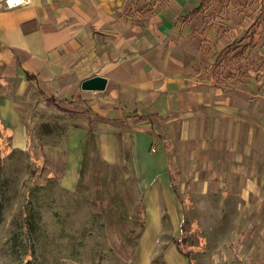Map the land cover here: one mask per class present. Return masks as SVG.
Listing matches in <instances>:
<instances>
[{
	"label": "crops",
	"instance_id": "1",
	"mask_svg": "<svg viewBox=\"0 0 264 264\" xmlns=\"http://www.w3.org/2000/svg\"><path fill=\"white\" fill-rule=\"evenodd\" d=\"M92 76L103 90L81 88ZM0 84L13 148L33 119L10 94L70 102L60 138L43 144L59 182L103 174L143 204L145 228L169 203L180 222L174 157L204 191L264 188V0H0Z\"/></svg>",
	"mask_w": 264,
	"mask_h": 264
},
{
	"label": "rangeland",
	"instance_id": "2",
	"mask_svg": "<svg viewBox=\"0 0 264 264\" xmlns=\"http://www.w3.org/2000/svg\"><path fill=\"white\" fill-rule=\"evenodd\" d=\"M16 87L11 81V93ZM5 89L0 84V98ZM10 95L33 124L23 149L12 147L0 124V264H264V188L204 191L197 169L174 157L170 178L180 222H170L169 203L168 211L158 207L167 214L154 210L145 228L143 204L132 206L123 191L115 195L117 185L109 188L103 174L89 177L84 188L59 182L60 163L43 144L60 138L70 102L36 92ZM96 167L88 171L103 173Z\"/></svg>",
	"mask_w": 264,
	"mask_h": 264
},
{
	"label": "water",
	"instance_id": "3",
	"mask_svg": "<svg viewBox=\"0 0 264 264\" xmlns=\"http://www.w3.org/2000/svg\"><path fill=\"white\" fill-rule=\"evenodd\" d=\"M106 79L102 76H92L81 82V88L86 90H103Z\"/></svg>",
	"mask_w": 264,
	"mask_h": 264
},
{
	"label": "built area",
	"instance_id": "4",
	"mask_svg": "<svg viewBox=\"0 0 264 264\" xmlns=\"http://www.w3.org/2000/svg\"><path fill=\"white\" fill-rule=\"evenodd\" d=\"M28 0H4L6 7H11L17 4L26 3Z\"/></svg>",
	"mask_w": 264,
	"mask_h": 264
}]
</instances>
